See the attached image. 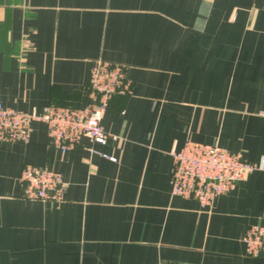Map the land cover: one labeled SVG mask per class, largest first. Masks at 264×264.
<instances>
[{
	"label": "crops",
	"instance_id": "1",
	"mask_svg": "<svg viewBox=\"0 0 264 264\" xmlns=\"http://www.w3.org/2000/svg\"><path fill=\"white\" fill-rule=\"evenodd\" d=\"M97 60L132 90L109 101L106 145L63 155L42 122L0 142V264H264L243 242L264 222V170L211 207L171 190L188 141L264 160V0H0L4 106L82 107ZM28 164L63 174L62 202L24 198Z\"/></svg>",
	"mask_w": 264,
	"mask_h": 264
},
{
	"label": "built area",
	"instance_id": "2",
	"mask_svg": "<svg viewBox=\"0 0 264 264\" xmlns=\"http://www.w3.org/2000/svg\"><path fill=\"white\" fill-rule=\"evenodd\" d=\"M131 93V81L124 66L97 60L90 69L88 99L82 107L46 105L40 112L29 113L8 108L0 102V142L28 143L33 123L42 122L51 145L63 155L84 139L93 146H104L112 138L102 125L109 101ZM89 151L117 161L94 147ZM173 160L172 195L195 199L202 207H211L217 197L233 191L248 174L264 170V160L247 162L239 153L194 141H188L181 151L174 153ZM19 182L24 198L30 200L59 203L65 199L68 189L62 173L33 164L24 167ZM243 242L250 257H264V222L253 225Z\"/></svg>",
	"mask_w": 264,
	"mask_h": 264
}]
</instances>
